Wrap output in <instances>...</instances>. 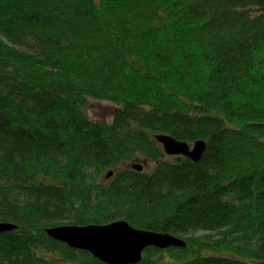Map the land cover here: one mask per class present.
Masks as SVG:
<instances>
[{
  "label": "trees",
  "instance_id": "obj_1",
  "mask_svg": "<svg viewBox=\"0 0 264 264\" xmlns=\"http://www.w3.org/2000/svg\"><path fill=\"white\" fill-rule=\"evenodd\" d=\"M116 221L186 243L140 264H264V0H0V264H105L47 229Z\"/></svg>",
  "mask_w": 264,
  "mask_h": 264
},
{
  "label": "water",
  "instance_id": "obj_2",
  "mask_svg": "<svg viewBox=\"0 0 264 264\" xmlns=\"http://www.w3.org/2000/svg\"><path fill=\"white\" fill-rule=\"evenodd\" d=\"M156 140L162 144L165 155L183 156L198 162L202 159L207 143L203 140L192 146L180 142L171 136L157 135ZM137 172L144 170L142 164L133 166ZM114 172L106 175L109 180ZM17 229L16 225L0 222V234ZM52 239L66 244L69 248L89 252L93 257L105 264H140L145 250L150 247L168 249L170 247H186L184 240L173 234H164L136 229L126 221H116L106 225H63L47 229Z\"/></svg>",
  "mask_w": 264,
  "mask_h": 264
},
{
  "label": "rangeland",
  "instance_id": "obj_3",
  "mask_svg": "<svg viewBox=\"0 0 264 264\" xmlns=\"http://www.w3.org/2000/svg\"><path fill=\"white\" fill-rule=\"evenodd\" d=\"M91 110H90V116L94 119H98V118H107V119H111L115 107L107 102H102V101H96V100H92L91 101ZM168 157V155H166ZM171 159L173 157L169 156L168 159ZM147 166V165H145ZM146 171H149L151 169H149L148 167H146ZM68 264H72V263H68Z\"/></svg>",
  "mask_w": 264,
  "mask_h": 264
},
{
  "label": "flooded vegetation",
  "instance_id": "obj_4",
  "mask_svg": "<svg viewBox=\"0 0 264 264\" xmlns=\"http://www.w3.org/2000/svg\"><path fill=\"white\" fill-rule=\"evenodd\" d=\"M145 164H146V162H144V164H143V165H144V166H143V167H144V169H145Z\"/></svg>",
  "mask_w": 264,
  "mask_h": 264
}]
</instances>
